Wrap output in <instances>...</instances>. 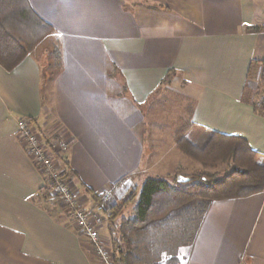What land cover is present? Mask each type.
<instances>
[{
	"label": "crops",
	"instance_id": "1",
	"mask_svg": "<svg viewBox=\"0 0 264 264\" xmlns=\"http://www.w3.org/2000/svg\"><path fill=\"white\" fill-rule=\"evenodd\" d=\"M28 1L54 31L12 71L0 65V264H103L66 210L50 207L21 118L64 134L59 166L90 209L88 190L101 195L129 177L109 209L147 179L186 168L174 122L162 136L155 117L166 100L178 99L177 125L190 116L199 144L210 132L240 136L264 158L254 107L264 30H253L264 27V0ZM175 255L164 264H264V193L213 202Z\"/></svg>",
	"mask_w": 264,
	"mask_h": 264
},
{
	"label": "trees",
	"instance_id": "2",
	"mask_svg": "<svg viewBox=\"0 0 264 264\" xmlns=\"http://www.w3.org/2000/svg\"><path fill=\"white\" fill-rule=\"evenodd\" d=\"M53 31L28 0H0V65L12 71ZM263 78L264 62L260 81ZM193 126L188 116L174 134L177 148L201 167L186 176L187 182H179L178 173L170 179L149 178L138 200L137 190L130 189L109 209L98 206L101 196L88 190L106 218L114 264H159L163 251L157 248L164 249L170 261L176 256L174 235L182 240L177 247L191 245L213 202L264 193V158L245 138L210 132L199 144L201 134ZM60 160L67 166L65 156ZM222 167L225 175L220 177ZM65 168L61 176L68 180ZM44 194L49 195L46 187Z\"/></svg>",
	"mask_w": 264,
	"mask_h": 264
},
{
	"label": "built area",
	"instance_id": "3",
	"mask_svg": "<svg viewBox=\"0 0 264 264\" xmlns=\"http://www.w3.org/2000/svg\"><path fill=\"white\" fill-rule=\"evenodd\" d=\"M260 95L254 103L256 112L264 118V78L260 81ZM18 136L34 165L40 170L45 180V187L49 192L50 207L61 205L67 212L78 233L86 238L93 246L96 256L103 264H114L109 255L107 242L101 235L106 218L98 208L90 209L82 204L76 196L69 180L62 179V170L58 159L66 156L69 144L62 133L48 134L42 130L33 119L18 120ZM129 181L124 177L114 186L106 189L100 196L98 206H105L113 200L120 187Z\"/></svg>",
	"mask_w": 264,
	"mask_h": 264
},
{
	"label": "rangeland",
	"instance_id": "4",
	"mask_svg": "<svg viewBox=\"0 0 264 264\" xmlns=\"http://www.w3.org/2000/svg\"><path fill=\"white\" fill-rule=\"evenodd\" d=\"M178 99L177 98H174V102H173V100H166L164 103H162L161 104V106H159V109L157 110L158 112H156V116L155 117H158L157 119L160 121V125H158V127H160V129H161V135L162 136H165L166 134H164V132L163 131H165V129L166 128H168L169 127V125L171 124V126H172V122H174V129H175V131H174V134H175V132H176V129L179 127V126H181L183 123H184V121H185V119L186 118H183V119H181V123L179 124V125H177V122H178V116H179V103H178V101H177ZM176 127V128H175ZM194 132H195V130H194ZM175 136V135H174ZM174 143H175V140H174ZM175 145H176V143H175ZM176 147H177V145H176ZM179 150V149H178ZM181 152V151H180ZM182 153V152H181ZM183 154V153H182ZM187 157V156H186ZM188 161H187V164L188 165H186L185 167L186 168H183V169H181V168H177V170H174V174L173 175H175L176 173H178V174H180V175H183V176H188V175H190L194 170H198V169H200L201 167H200V165L196 162V161H194L193 159H190V158H186ZM226 168H224V167H222L221 169H220V177H223L224 175H225V172H222L223 170H225ZM173 175L171 176V177H173ZM142 185H143V183L141 184V185H139L138 186V188L136 189L137 190V196H136V200H138V198H139V194H140V192H141V189H142ZM102 214V213H101ZM103 215V214H102ZM105 223H107V221L105 222ZM102 235V234H101ZM108 236V235H107ZM107 236L106 237H104L103 235H102V237L104 238V241H106L107 242V244L108 245H106V248H107V250H108V252L110 253L109 255L113 258L114 257V253H113V249H112V245H111V240L109 239V236H108V238H107ZM181 237V236H180ZM147 238V237H146ZM154 240V239H153ZM180 240L181 239H179L178 240V235H177V233H176V235H174V243H173V247H174V250H176V248H177V243H179L180 242ZM173 241V240H172ZM171 241V242H172ZM181 242H182V240H181ZM143 245V244H142ZM162 247H166V246H162ZM157 249H160V251L162 250L163 251V258H162V263L161 264H164V263H166L165 262V260H163V259H167L168 258V255L167 254H164V249H162V248H157ZM154 251H155V249H154ZM157 252V251H156ZM155 252V253H156Z\"/></svg>",
	"mask_w": 264,
	"mask_h": 264
},
{
	"label": "water",
	"instance_id": "5",
	"mask_svg": "<svg viewBox=\"0 0 264 264\" xmlns=\"http://www.w3.org/2000/svg\"><path fill=\"white\" fill-rule=\"evenodd\" d=\"M178 181L179 182H187L189 178L183 176V175H178Z\"/></svg>",
	"mask_w": 264,
	"mask_h": 264
}]
</instances>
